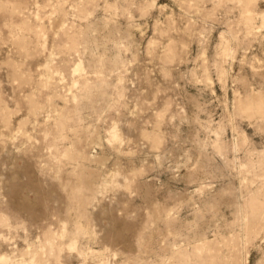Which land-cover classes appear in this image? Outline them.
Returning <instances> with one entry per match:
<instances>
[{
    "label": "rangeland",
    "instance_id": "obj_1",
    "mask_svg": "<svg viewBox=\"0 0 264 264\" xmlns=\"http://www.w3.org/2000/svg\"><path fill=\"white\" fill-rule=\"evenodd\" d=\"M0 264H264V0H0Z\"/></svg>",
    "mask_w": 264,
    "mask_h": 264
}]
</instances>
